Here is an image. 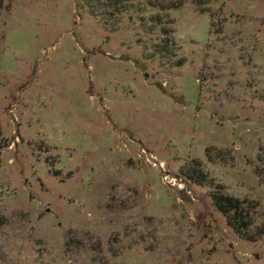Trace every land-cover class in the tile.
Listing matches in <instances>:
<instances>
[{
    "label": "rangeland",
    "instance_id": "obj_1",
    "mask_svg": "<svg viewBox=\"0 0 264 264\" xmlns=\"http://www.w3.org/2000/svg\"><path fill=\"white\" fill-rule=\"evenodd\" d=\"M0 132V264H264V0H0Z\"/></svg>",
    "mask_w": 264,
    "mask_h": 264
},
{
    "label": "trees",
    "instance_id": "obj_2",
    "mask_svg": "<svg viewBox=\"0 0 264 264\" xmlns=\"http://www.w3.org/2000/svg\"><path fill=\"white\" fill-rule=\"evenodd\" d=\"M151 3V1L149 2ZM164 9V8H162ZM9 147V144L7 143L6 139L2 136L0 132V158L2 155V152ZM236 201H233L231 199L222 198L219 197L215 200V206L217 210L222 213L229 216L230 213H236L238 210V207L236 206Z\"/></svg>",
    "mask_w": 264,
    "mask_h": 264
}]
</instances>
